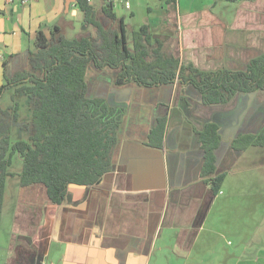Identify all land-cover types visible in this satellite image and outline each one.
Listing matches in <instances>:
<instances>
[{"label":"crops","instance_id":"1","mask_svg":"<svg viewBox=\"0 0 264 264\" xmlns=\"http://www.w3.org/2000/svg\"><path fill=\"white\" fill-rule=\"evenodd\" d=\"M106 1L90 0L104 27ZM128 1H112L127 30L148 23L170 33L183 64L245 69L264 53V0H176L175 10ZM82 19L76 0H0V84L4 58L26 53L38 29L77 24L81 33ZM117 72L86 71L89 96L126 107L111 169L97 184H70L61 204L43 184L8 176L0 264H264V146L234 145L264 125V89L205 104L192 85H116ZM161 121L162 135L151 138ZM210 123L219 133L215 173L224 174L216 193L202 174L200 132Z\"/></svg>","mask_w":264,"mask_h":264},{"label":"trees","instance_id":"2","mask_svg":"<svg viewBox=\"0 0 264 264\" xmlns=\"http://www.w3.org/2000/svg\"><path fill=\"white\" fill-rule=\"evenodd\" d=\"M167 10H175L176 0H164ZM239 1V0H227ZM85 30L72 38L54 25L49 34L40 28L26 53L11 54L3 60V82L0 96L8 89L27 97L31 115L20 124L27 140L11 142L10 133L19 118L17 102L0 107V211L5 182L17 175L22 186L41 183L52 203L64 202L70 184L94 185L112 167V153L126 107L110 104L105 97L87 94L86 71L118 70L114 83L135 82L149 87L172 82L192 85L205 104L228 101L237 92L264 89V53L251 58L245 69L199 70L183 64L175 52L173 37L144 23L131 31L113 12L112 0L102 6L110 21L107 27L97 19L88 0H76ZM162 123L153 128L150 137L162 135ZM219 133L217 125H205L200 132L204 147L202 174L216 193L224 179L215 173L214 150ZM237 149L264 146V125L254 134L237 137ZM18 154L22 167L9 171L12 158Z\"/></svg>","mask_w":264,"mask_h":264},{"label":"rangeland","instance_id":"3","mask_svg":"<svg viewBox=\"0 0 264 264\" xmlns=\"http://www.w3.org/2000/svg\"><path fill=\"white\" fill-rule=\"evenodd\" d=\"M157 2V8L153 6L156 10L151 14V16H157V18L160 16L161 12V5H164L163 2L156 1ZM220 2H225L226 4H230L225 0H220ZM218 9H223L218 6ZM127 17V16H126ZM83 27V26H82ZM81 25L74 24V27H70L68 25L64 26V35L68 38H72L76 36L78 31L80 30ZM92 31V28L89 25H86L84 30L82 31ZM128 38L130 39L131 30H127ZM4 81V80H3ZM14 102L18 103L19 106V118L17 122L13 123L11 133H10V140L11 142H14L16 140H27V132L20 128V124L26 121H29L31 110L29 107V104L27 102V97L23 95L22 93H15L14 89H8L3 93L2 96H0V107L6 108L9 105H12ZM22 167V160L18 154H15L12 158L11 166L9 167V171L12 173H18ZM260 230H264L261 229ZM4 230H1V236H0V242H1V248L4 245V236H3ZM262 236V235H261Z\"/></svg>","mask_w":264,"mask_h":264},{"label":"built area","instance_id":"4","mask_svg":"<svg viewBox=\"0 0 264 264\" xmlns=\"http://www.w3.org/2000/svg\"><path fill=\"white\" fill-rule=\"evenodd\" d=\"M11 0H8V2H10ZM89 2H90V0H88ZM113 1V0H112ZM123 1V3H124V6L125 7H127V8H129L130 7V3H129V1L128 0H122Z\"/></svg>","mask_w":264,"mask_h":264}]
</instances>
